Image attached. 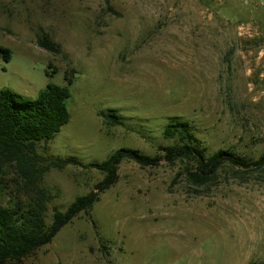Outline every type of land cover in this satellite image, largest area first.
<instances>
[{
    "label": "rangeland",
    "instance_id": "rangeland-1",
    "mask_svg": "<svg viewBox=\"0 0 264 264\" xmlns=\"http://www.w3.org/2000/svg\"><path fill=\"white\" fill-rule=\"evenodd\" d=\"M0 47V91L36 100L73 80L70 123L38 146L78 163L42 178L49 225L98 192L107 174L90 165L120 149L157 160L123 161L90 210L12 264H264V0H0ZM174 122L207 158L251 166L199 184L193 157L166 158L187 143L166 135ZM4 171L0 206L13 207L28 197Z\"/></svg>",
    "mask_w": 264,
    "mask_h": 264
},
{
    "label": "trees",
    "instance_id": "trees-1",
    "mask_svg": "<svg viewBox=\"0 0 264 264\" xmlns=\"http://www.w3.org/2000/svg\"><path fill=\"white\" fill-rule=\"evenodd\" d=\"M42 47L51 51L46 45ZM0 58L9 62L11 52L0 47ZM66 81L65 86L49 84L36 100L9 89L0 91V188L8 187L4 177L7 168L16 177L14 183L28 197L13 207L0 206V264L21 263L51 244L63 228L99 201V193L117 182L119 166L123 161L131 160L142 167L153 166L157 162L137 151L120 149L104 163L90 165L107 174L106 179L98 185V192L79 197L66 212L56 211L49 225L48 197L41 187L42 178L51 169L62 170L69 165H78L72 159L44 157L38 150L39 144L52 141L71 121L69 101L73 80L67 77ZM101 116L106 124L122 125L119 115L102 112ZM165 133L169 137L179 135L187 140L182 147L167 149L166 158L172 162L193 157L197 161L198 171L189 175L199 184H206L226 164L239 168L251 166L245 159L228 151H219L207 158L204 151L195 147L187 123L174 122ZM256 164H264V157Z\"/></svg>",
    "mask_w": 264,
    "mask_h": 264
}]
</instances>
